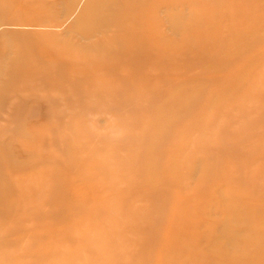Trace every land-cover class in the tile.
I'll use <instances>...</instances> for the list:
<instances>
[{
    "label": "rangeland",
    "instance_id": "obj_1",
    "mask_svg": "<svg viewBox=\"0 0 264 264\" xmlns=\"http://www.w3.org/2000/svg\"><path fill=\"white\" fill-rule=\"evenodd\" d=\"M0 264H264V0H0Z\"/></svg>",
    "mask_w": 264,
    "mask_h": 264
}]
</instances>
